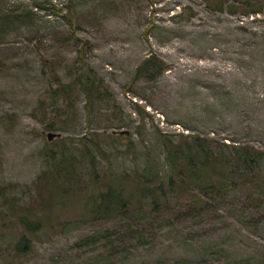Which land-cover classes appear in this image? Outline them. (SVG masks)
<instances>
[{
    "label": "rangeland",
    "instance_id": "1",
    "mask_svg": "<svg viewBox=\"0 0 264 264\" xmlns=\"http://www.w3.org/2000/svg\"><path fill=\"white\" fill-rule=\"evenodd\" d=\"M214 1L223 12L205 0H0V187L8 198L36 201L39 177L68 160L85 184V147L100 176L136 172L152 186L156 168L166 184L164 145L186 147L187 136L212 140L230 185L207 195L190 185L176 198L166 191L156 210L145 201L140 215L130 208L101 220L81 218L69 203L32 238L31 255L11 250L18 227L1 229L0 264H264V155L243 165L232 154L243 146L264 153V0ZM247 2L260 12L241 14ZM147 58L163 61V71L135 79ZM85 66L113 97L89 115L76 85ZM51 69L70 93L53 96ZM48 132L61 137L48 142Z\"/></svg>",
    "mask_w": 264,
    "mask_h": 264
},
{
    "label": "trees",
    "instance_id": "2",
    "mask_svg": "<svg viewBox=\"0 0 264 264\" xmlns=\"http://www.w3.org/2000/svg\"><path fill=\"white\" fill-rule=\"evenodd\" d=\"M205 1L210 10L224 11L222 2ZM245 7L246 10L241 12L243 15L260 12V9H253L248 2L245 3ZM231 8L234 7L230 5L226 9L230 15L236 12V9ZM72 13L70 6H67V14L64 19L74 30ZM164 67L163 61L147 58L137 68L135 79L153 71L160 73ZM85 68V73L77 78L76 85L84 94V109L89 115L95 102L111 101L113 97L95 72L87 66ZM51 71L52 79L56 85V88L51 90L53 96L70 93L71 87L64 86L54 69ZM44 109L45 102L40 101L42 113ZM187 138L191 143L186 147L168 148L167 145H164V155L170 171L166 184L162 181L156 168L154 171L157 179L152 186L136 172L133 175L107 173L105 176H100L97 171L96 156L85 147L84 155L89 161V167L87 181L83 185L79 183V178L75 173L77 163L68 160L61 162L58 167L39 177L35 185L37 198L31 204L19 205L15 199L6 196L5 188L0 187V200L7 208V211L0 210V230L12 227L20 229L18 238L11 248L13 254L16 256L33 254L32 238L36 237L37 233L45 227V221L49 220L52 212L61 210L69 203L77 205L81 218L101 220L117 217L130 208L140 215L143 213L145 201H149V206L156 210L166 200V191L171 197L176 198L190 185H193L203 195L212 191L229 190L227 162L225 159L222 160V156L213 153L209 145L212 140L200 139L196 136H187ZM83 141H86V138H83ZM163 142L165 143V141ZM93 146L98 154L107 158L98 144L94 143ZM232 154L238 159L237 162L243 165L254 163L264 155L249 146L234 147ZM255 178H258V175ZM260 192L264 194L261 189ZM195 197L200 200V196L195 195Z\"/></svg>",
    "mask_w": 264,
    "mask_h": 264
},
{
    "label": "water",
    "instance_id": "3",
    "mask_svg": "<svg viewBox=\"0 0 264 264\" xmlns=\"http://www.w3.org/2000/svg\"><path fill=\"white\" fill-rule=\"evenodd\" d=\"M112 134H114V135L117 134V135H119V136L127 135L126 132H119V133H117V132H112ZM46 137H47L48 142H51V141L54 140V139H58V138H60L61 135H60V134H57V133H53V132H48V133L46 134Z\"/></svg>",
    "mask_w": 264,
    "mask_h": 264
}]
</instances>
